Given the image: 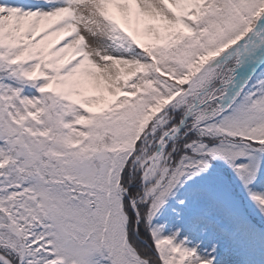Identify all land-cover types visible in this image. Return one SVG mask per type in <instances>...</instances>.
<instances>
[{
    "label": "snow or ice",
    "instance_id": "6c2138e0",
    "mask_svg": "<svg viewBox=\"0 0 264 264\" xmlns=\"http://www.w3.org/2000/svg\"><path fill=\"white\" fill-rule=\"evenodd\" d=\"M258 153L264 0H0V264H214L153 218Z\"/></svg>",
    "mask_w": 264,
    "mask_h": 264
},
{
    "label": "rangeland",
    "instance_id": "374dc122",
    "mask_svg": "<svg viewBox=\"0 0 264 264\" xmlns=\"http://www.w3.org/2000/svg\"><path fill=\"white\" fill-rule=\"evenodd\" d=\"M256 163L257 175L245 188L225 161L212 160L206 171L173 189L153 224L162 235L175 233L201 254L211 250L214 264H264V228L254 221L264 222V213L249 195L264 194V154H256Z\"/></svg>",
    "mask_w": 264,
    "mask_h": 264
},
{
    "label": "trees",
    "instance_id": "16d2710c",
    "mask_svg": "<svg viewBox=\"0 0 264 264\" xmlns=\"http://www.w3.org/2000/svg\"><path fill=\"white\" fill-rule=\"evenodd\" d=\"M255 223H257L258 225L262 226L264 228V222H262L261 220H254Z\"/></svg>",
    "mask_w": 264,
    "mask_h": 264
}]
</instances>
